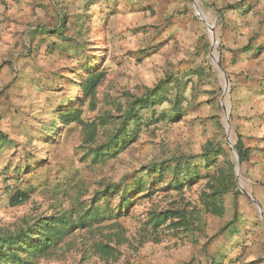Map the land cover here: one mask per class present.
<instances>
[{
    "label": "rangeland",
    "instance_id": "1",
    "mask_svg": "<svg viewBox=\"0 0 264 264\" xmlns=\"http://www.w3.org/2000/svg\"><path fill=\"white\" fill-rule=\"evenodd\" d=\"M61 14L63 36L49 33ZM208 25L218 42L215 49ZM263 38L264 0H0V127L19 143L17 150L13 144L0 155V171L7 161L14 168L26 155L38 164L25 176L22 188H35L23 204H11L0 178V232L70 209L75 195L87 203L106 182L133 175L145 179L146 165L201 153L213 142L224 150L219 165L228 160L235 174L223 216L202 206L205 179L181 191L164 188L161 181L153 192L147 180L138 193L145 196L129 204L130 213L118 223L77 228L38 264H264V218L256 203L264 212V50L255 54L244 48ZM90 68L105 72L94 98L78 85ZM171 74L187 82L181 116L155 120L174 110V84L166 102L143 112L134 141L115 157L94 163L88 153L117 129L118 107ZM62 104L74 106L72 113L80 109L88 123L104 115L111 120L98 124L88 142L89 128L77 122L64 126L58 119L55 110ZM49 126L56 135L40 140ZM239 138L250 159L241 161L238 172ZM113 202L117 206L119 196ZM149 209H183L200 217V227L187 233L165 226L153 230L146 224ZM234 217L237 226L223 231ZM236 227L246 233L242 245L230 251ZM105 243L117 250L116 260L98 252Z\"/></svg>",
    "mask_w": 264,
    "mask_h": 264
},
{
    "label": "trees",
    "instance_id": "2",
    "mask_svg": "<svg viewBox=\"0 0 264 264\" xmlns=\"http://www.w3.org/2000/svg\"><path fill=\"white\" fill-rule=\"evenodd\" d=\"M64 22L65 16L61 14L58 27L48 32L63 36ZM262 35L263 33L260 36ZM244 48L253 50L255 54L261 53L264 50V38L256 45H252V42H249ZM170 76L153 87H149L143 94L128 98L125 104L118 107L117 115L113 118L117 122V129L110 132L104 142L92 147L90 153H88L92 156L94 163L115 157L129 143L134 141L142 124L143 112L150 110L155 105L166 102L170 86L174 84L176 89L175 101L172 105L174 110L171 114L162 113L160 117H155V120L156 122L160 120L170 121L181 116L187 82L184 81L185 79H181L180 76L174 74ZM104 77V71L90 68V71L86 72L85 77L78 82L83 95L94 98L96 89L103 82ZM68 104H62L63 108L61 106L57 107L55 113L58 115V119L61 120L64 126L77 122L89 128L90 141L88 142L94 140L98 124L102 126L111 120L107 119L108 115H104L99 120L94 119L88 123L82 118L80 109L72 113L71 110L74 106ZM174 114L178 116L173 117ZM53 135H56L55 127L49 126L48 130L46 127L38 138L40 140H49ZM13 144L17 150L19 143L0 127V155L12 148ZM236 149L242 162L249 161L250 149L240 138L236 143ZM223 152L224 150L219 144L216 146L213 142H208L201 153L182 154L152 162L145 167L148 173L145 179L141 176L133 175L131 178L124 177L121 181L106 182L87 203H84L78 198V195H75V206L70 209L41 215L21 227L0 232V264H38L41 258L48 257L50 252L64 243L77 228L99 226L109 221L118 223L121 216L130 213L132 207L129 208V204L133 206L145 196L138 193L144 188L147 180L151 183L149 191L153 192L152 190H156L157 184L161 181L165 182L164 188L169 186L172 189L181 191L185 187H190L198 182L197 180L205 179V185L201 191L202 206L205 212L223 216L226 211L224 195L235 187L233 165L228 160L225 165H219L218 163V158ZM29 156H24L23 162L15 165L14 168L7 161L0 171V178L6 183L5 189L8 191L12 205L23 204L34 191L35 187L31 185H27V189L22 188L25 176L34 173L36 168H38L37 160H32L33 156ZM211 166H216L214 171H209ZM10 180H13V183H8ZM115 195L120 198L117 206L113 202V196ZM146 213V224L153 230H158L165 226L173 230V232L181 231L187 233L196 231V226L200 227L198 225L200 217L198 215L194 217L190 213L186 214L183 209H149ZM237 223L238 219L234 217L222 230L226 231L233 225L237 226ZM233 230L234 232L230 235L232 240L230 251L242 245L243 236L246 233L245 228L240 231L236 227ZM239 234L240 236H238ZM97 250L104 259L116 260L118 258L117 250L107 243L99 244ZM212 260L213 263L217 262L216 259Z\"/></svg>",
    "mask_w": 264,
    "mask_h": 264
},
{
    "label": "water",
    "instance_id": "3",
    "mask_svg": "<svg viewBox=\"0 0 264 264\" xmlns=\"http://www.w3.org/2000/svg\"><path fill=\"white\" fill-rule=\"evenodd\" d=\"M208 26H209V25H208ZM209 28H210V26H209ZM210 30H211V32H212L213 47H214V49H215V47L218 45V42H217V39L215 38V35H214V33H213V31H212L211 28H210ZM215 55H216V54H215ZM215 55H214V56H215ZM215 62H216V65H217V67H218L220 73L222 74V76H223V78H224V81H225V84H226V90H228V77H227L226 75H224L223 67L221 66V63H220L218 57H216V56H215ZM226 113H227V128L229 129V126H230V125H229V121H228V116H229L228 109H227ZM234 152H235V155H236V158H237V171L239 172V171H240V166H241V158H240V156H239V154H238L236 148H234ZM254 201H255V200H254ZM255 202H256V201H255ZM256 203H257V207H259V209H260V211H261L262 217L264 218V212H263V210H262L260 204H259L258 202H256Z\"/></svg>",
    "mask_w": 264,
    "mask_h": 264
}]
</instances>
